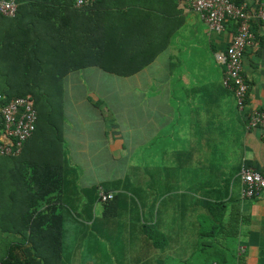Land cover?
Segmentation results:
<instances>
[{
	"label": "crops",
	"instance_id": "obj_1",
	"mask_svg": "<svg viewBox=\"0 0 264 264\" xmlns=\"http://www.w3.org/2000/svg\"><path fill=\"white\" fill-rule=\"evenodd\" d=\"M133 1L96 0L78 11L73 0H23L16 18L0 16V48L7 44L9 50L0 51V86L1 72L13 84H24L25 69L40 71L34 77L44 84L49 80L46 70H78L63 80V138L70 160L63 170L64 186L50 203L56 211H49L43 199L40 211L51 215L36 226L40 231L55 228L59 242L42 236L22 239L21 231L30 224L24 219L41 202L35 201L36 192L46 184L33 176L47 162L33 136L20 155L0 157V259L16 247L15 263L33 256L41 264H264V190L243 198L241 175L251 169L264 176V130L247 129L233 92L225 96L221 89L223 124L213 131L216 153L208 157L202 152L212 145L195 140L191 127L181 131L173 126L178 114L172 63L182 71L180 84L187 88L223 85L224 68L216 55L232 43L236 25L229 22L225 32L211 33L186 0H137L142 8L130 14ZM233 2L246 4L255 22L257 40L244 56L248 114L264 109V28L256 15L264 0ZM102 31L113 50V69L132 67L127 62L141 50L147 56L157 54L132 76L107 73L89 64L96 61ZM113 90L114 138L111 123L94 106L95 98L106 101ZM223 133L227 143L219 142ZM225 143L229 153L222 155L218 150ZM164 145L170 146L167 157H146ZM183 149L195 151V156L180 154ZM53 161L59 164L60 159ZM114 182L122 184L109 189L113 201L102 203L98 196L92 208L84 206L87 196L81 190ZM228 186L227 230L218 225L210 236L215 226L205 223L209 203L223 200ZM207 235L212 239H197Z\"/></svg>",
	"mask_w": 264,
	"mask_h": 264
},
{
	"label": "trees",
	"instance_id": "obj_2",
	"mask_svg": "<svg viewBox=\"0 0 264 264\" xmlns=\"http://www.w3.org/2000/svg\"><path fill=\"white\" fill-rule=\"evenodd\" d=\"M22 2L23 0H20L19 11ZM93 4L80 9L78 8L77 9L74 8V9L78 11H84L89 7L93 6ZM113 7H116V5ZM146 7L147 4L143 5V8ZM135 8H142V3L137 0H134L133 2L129 3L128 12L130 14L135 13L136 11ZM160 13L163 14V12ZM116 14L126 15V13L124 14L116 13ZM0 16L8 20L11 19L3 16L1 13ZM229 22H227L226 24H228ZM254 23L255 22H252V29L255 30ZM162 25H166V23L162 22ZM260 25L261 24L259 23V26ZM102 33L103 34L99 36L97 39V43L99 45L96 48V54H95L96 61L90 62L89 64L92 66H100L102 70L107 73L115 74L121 77L132 76L143 70L149 64H151L152 60L157 54L154 53L150 56H147V53L144 50H141L137 53H134L127 62L128 64L126 65L132 67L124 68V69H113L111 68L112 64L110 62V55L113 54V50L111 53L112 47L107 44L108 39L104 37L105 35L104 31H102ZM230 45L226 49L225 51L226 53ZM0 47H1V43H0ZM1 50L9 51L8 45L6 44L4 48H0V51ZM76 71L78 70L74 68L64 69V70H46L45 74L48 76L50 80V83L49 80H47L48 84L45 82L44 84H39L38 81L40 79L34 77V74L40 71L25 69L23 73H25L27 81L24 84H13V82L7 80L8 75L4 74V72H1L2 76L4 75V77H3V85L0 86V94L6 96L8 100L15 97H25L27 95H31V97L35 101V106L38 111L37 130L33 136L39 138V134H41L42 132L41 125L44 126L45 129L44 133L46 134L45 140L43 142V146H41V149L39 150L40 151L39 155L43 158L45 157L47 162L42 163V166L39 168L40 169L39 172L33 171V176L36 175L38 178L42 177L43 179H45L46 184L45 186H40L38 191L36 192L37 195L35 196V201L39 200L40 198L41 202L36 203V205L34 206V210L29 214V217L24 219L27 223L30 222V224H28L26 228L27 230L21 231V234L23 236L22 239L31 241L33 239H36L37 237L42 236L45 239L52 238V242L54 243L59 242L57 241V239H60V236L55 238V234L57 233L55 228H48L46 230L40 231L36 229V226L42 220V217L51 215V213L47 215L42 214V212L40 211L42 207L43 199H46V202L49 204L48 207L49 210L51 208L50 203L54 201V198L57 196V193L62 191V188L64 186L63 170L64 167L66 165H69L70 163L69 150L67 146L65 147L60 146V144L61 145L66 144L63 138V122H62V119L64 118L63 80L69 73ZM8 74H11V71H8ZM170 74L171 77L173 78L172 99L174 100V105L176 106L177 114H178V117L173 126L176 127L177 130H180L181 127L180 125H184L186 122L185 118L189 117L188 118L190 123L189 127L192 128L193 138L195 140L197 139L198 141H204V142L208 141L212 145V147H209L207 150L202 151V152H206L208 157H210V154L217 152L213 144L214 141L215 142L217 141L215 132L213 131L216 128V126L218 125L221 126L223 124V119L220 111V105L222 101L221 98L218 99L219 94L217 93V91L220 89L223 90L225 96L226 94H232V91L226 89L222 84H211L206 87L194 86L192 88H187L183 84H180L182 80V71L180 72L178 66L173 65V63L170 69ZM184 87L186 89H184ZM94 106L97 109L102 110L104 112L106 121L111 123L112 126L111 129L109 130V133L114 138L116 133L115 129L117 126V119L115 115L110 114L108 110L109 108L106 106L104 99L96 100L94 102ZM53 118H55V121H53ZM52 127L55 129L56 132L55 137L47 135V132L50 131ZM219 137H220L219 142L221 143L226 142L227 134L223 133V135L221 134ZM32 138L29 139L27 142L31 141ZM226 143L225 145L223 144L224 145L223 149L227 150L226 152H228L229 149L226 148ZM223 149H219L218 152L220 153ZM179 153L182 155H188V157L195 156V151H191V149H188V151L186 149H183ZM197 154H200V150H198ZM57 157L60 159L59 164L53 161ZM62 157H63L64 165H61ZM4 158H12V157H4ZM182 168L185 167L182 166ZM128 182L125 183L127 184ZM64 183L67 184L66 178ZM121 184H122L121 182L103 183L101 185L92 187L90 189L81 190V194L82 195L85 194L87 196L84 206L91 207V205L94 204L95 200L99 196L100 190H104L106 193H108L111 187H114L115 189L116 187H119ZM229 190L230 189L228 186L226 193L224 194L225 198L223 200L221 201L215 200L214 203L211 202L209 203L211 213L210 216H206V217L209 220H211L215 226L213 231H211L210 236L215 234L217 227H219L220 225H221L220 226L221 229H223L224 231L227 230V226L225 225V223H223V221H224V213L226 211V206H227L226 200L230 199ZM111 201L107 203H110ZM49 211H56V208L50 209ZM207 218L205 220H207ZM230 224L233 226V222ZM59 232H61L60 229L58 230V233ZM20 243L22 244L21 247L23 246V244H25L23 240ZM13 250L10 251L9 254H7L6 259L4 260L0 259V264H25V263L41 264L40 261L33 256L31 261H29L30 259H27L24 260L23 262L20 260V263H15L13 259H15L16 257L15 254H13V252L17 250L16 247L13 248Z\"/></svg>",
	"mask_w": 264,
	"mask_h": 264
},
{
	"label": "built area",
	"instance_id": "obj_3",
	"mask_svg": "<svg viewBox=\"0 0 264 264\" xmlns=\"http://www.w3.org/2000/svg\"><path fill=\"white\" fill-rule=\"evenodd\" d=\"M96 0H73L78 9L91 5ZM211 33L225 32L227 22L232 21L237 33L227 53L216 55L217 61L225 67L223 85L234 94L237 108L244 116L247 129L264 130V109L247 114L249 85L244 76V56L249 47L257 40L252 29V15L246 4H237L233 0H186ZM20 0H0V13L8 18L18 14ZM257 21L264 28V5L256 12ZM264 43V38H263ZM38 111L34 99L27 95L7 99L0 94V157L20 155L24 144L33 137L37 130ZM242 196L252 198L264 190V176L251 169L242 170ZM114 195L100 190L99 201L107 203Z\"/></svg>",
	"mask_w": 264,
	"mask_h": 264
},
{
	"label": "rangeland",
	"instance_id": "obj_4",
	"mask_svg": "<svg viewBox=\"0 0 264 264\" xmlns=\"http://www.w3.org/2000/svg\"><path fill=\"white\" fill-rule=\"evenodd\" d=\"M219 63V62H218ZM220 64V63H219ZM223 68H224V70H225V67L223 66ZM218 72L220 73V71L218 70ZM224 78V77H223ZM220 79H221V77H220ZM111 91V90H110ZM115 91L113 90L112 92H111V94H110V96H108L107 97V99H106V101H105V103H106V106L109 108L108 110H109V112H110V114H114L115 115V113H114V110H115V107L113 106V102H115ZM98 99H100V98H95V101L96 100H98ZM109 100H111V102L109 101ZM115 117H116V115H115ZM185 120H186V122H185V124L184 125H180L181 127H180V130L181 131H185V130H187L188 129V127H189V120H188V118H185ZM53 121H55V118H53ZM234 121L236 122L237 121V116H235L234 117ZM62 122H63V125L65 124V119L63 118L62 119ZM41 129H42V132H41V134H39V138H37L36 140H35V142H34V144L35 145H39V146H43V142H44V140H45V136H46V134L44 133V126L43 125H41ZM47 135L48 136H52V137H55V135H56V132H55V129L52 127L51 128V130L50 131H48L47 132ZM160 143V142H159ZM235 143V141H234V139L232 140V138H231V146H232V144H234ZM60 146L61 147H65V146H67V145H65V144H63V145H61L60 144ZM169 147L170 146H167L166 147V145H164V146H160L158 149H157V151H154V150H152V151H150L149 153H148V155L146 156L147 158L149 157V158H159V159H163V158H165V157H167V155H168V152H169ZM171 151H173V150H171ZM227 150H222L221 151V154L223 155V154H225V153H229V152H226ZM207 218V217H206ZM194 220L195 221H198V222H200L201 220L200 219H197L196 218V215H194ZM205 223H206V225H212V221L211 220H209L208 218H207V220L205 221ZM211 232V231H210ZM200 242H203V241H208V240H210V239H212V237H209L208 235L207 236H204V237H200V239H199V237L197 238ZM199 255H201V256H204V254H199ZM211 256V255H210ZM210 256H208V257H210Z\"/></svg>",
	"mask_w": 264,
	"mask_h": 264
}]
</instances>
